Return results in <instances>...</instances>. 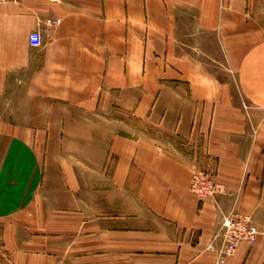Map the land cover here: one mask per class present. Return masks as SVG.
Instances as JSON below:
<instances>
[{
	"label": "crops",
	"instance_id": "0c3cea01",
	"mask_svg": "<svg viewBox=\"0 0 264 264\" xmlns=\"http://www.w3.org/2000/svg\"><path fill=\"white\" fill-rule=\"evenodd\" d=\"M231 210L264 264V0L0 3V264H216Z\"/></svg>",
	"mask_w": 264,
	"mask_h": 264
},
{
	"label": "built area",
	"instance_id": "2783aa9c",
	"mask_svg": "<svg viewBox=\"0 0 264 264\" xmlns=\"http://www.w3.org/2000/svg\"><path fill=\"white\" fill-rule=\"evenodd\" d=\"M16 0H0V3ZM31 47H38L42 43L41 33L34 30L28 35ZM190 190L200 198H215L223 191V185L217 180L214 172L208 169L194 170L191 178ZM260 235L259 229L248 216L229 211L222 213L215 229L213 240L208 249L213 250L217 261L224 264L242 243H255Z\"/></svg>",
	"mask_w": 264,
	"mask_h": 264
},
{
	"label": "rangeland",
	"instance_id": "374dc122",
	"mask_svg": "<svg viewBox=\"0 0 264 264\" xmlns=\"http://www.w3.org/2000/svg\"><path fill=\"white\" fill-rule=\"evenodd\" d=\"M190 184H191V182H190ZM223 191H224V188H223ZM223 191H222V192H223ZM211 199H212V198H211ZM214 201H215V200H214ZM215 202H216V201H215ZM245 216H246V215H245ZM250 220H251V219H250ZM251 222H252V220H251ZM252 223H253V222H252ZM253 224H254V223H253ZM254 225H255V224H254ZM255 226H256V225H255ZM256 227H257V226H256ZM259 231H260V230H259ZM260 234H261V231H260ZM257 241H258V240H257ZM255 243H256V242H255ZM252 244H253V243H252ZM238 247H239V246H238ZM237 249H238V248H237ZM212 251H213V250H212ZM236 251H237V250H236ZM214 253H215V252H214ZM235 253H236V252H235ZM235 253H234V254H235ZM234 254H233V255H234ZM233 255H232V256H233ZM232 256H231V257H232ZM229 258H230V257H229ZM229 258H228V259H229ZM228 259H227V260H228ZM227 260H226V261H227ZM215 261H216V264H221V263H219V262L217 261V256H216V255H215ZM226 261H225V262H226Z\"/></svg>",
	"mask_w": 264,
	"mask_h": 264
}]
</instances>
